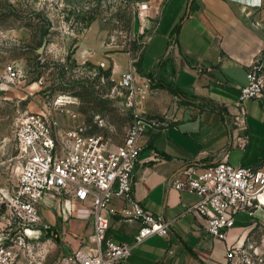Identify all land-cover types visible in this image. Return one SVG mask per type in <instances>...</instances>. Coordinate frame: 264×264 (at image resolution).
Instances as JSON below:
<instances>
[{"label":"crops","instance_id":"1","mask_svg":"<svg viewBox=\"0 0 264 264\" xmlns=\"http://www.w3.org/2000/svg\"><path fill=\"white\" fill-rule=\"evenodd\" d=\"M145 3L149 5L145 16L150 29L143 33L138 16V34L143 41L149 35L153 38L138 58L136 69L139 83L153 74L154 85L138 112L160 118L164 126L141 139L143 150L133 172L134 197L146 210L171 222V227L167 237L155 236L135 247L124 264H233L227 257V247L244 246L256 222L264 220V208L252 216L248 214L252 219L244 225L237 226L236 220L226 240L215 238L207 232L204 218L188 210L200 198L178 191L172 180L189 166L204 169L221 160L264 171V128L257 125L262 122L257 119L260 113L252 110V100L245 102V125L238 132L242 139L246 138L245 146L233 131L234 105L240 89L248 84L253 64L264 61V0ZM105 39L104 33L87 31L77 45L75 58L81 64L91 62L98 69L103 64L120 81L129 69L130 54L119 48L110 51ZM163 83L172 84L181 95L162 88ZM40 84L42 80L34 82L31 89ZM76 104L72 101L69 105ZM262 106L264 110V99ZM45 110L48 109L30 113ZM76 114L77 119L68 114L56 116L62 128L82 126L88 132L86 125L79 123L81 114ZM8 142L12 144L0 139V168L8 161L22 164L15 158V128ZM126 205L115 198L109 207L108 236L119 244H132L141 227L137 221L123 219ZM73 206L76 217L64 221L62 229H69L73 249L78 250L88 243L94 226L90 216L80 214L81 205ZM71 207L68 203L67 208Z\"/></svg>","mask_w":264,"mask_h":264},{"label":"built area","instance_id":"2","mask_svg":"<svg viewBox=\"0 0 264 264\" xmlns=\"http://www.w3.org/2000/svg\"><path fill=\"white\" fill-rule=\"evenodd\" d=\"M148 9L145 2L137 8L143 33L150 29L149 18L145 16ZM152 38L153 35H149L143 41L140 53ZM128 53L130 66L119 86L127 91L126 104L132 110L133 119L123 144L112 146L103 136L89 134L82 126L62 128L56 113H66L77 119L76 113L65 108L72 102L69 98L56 100L54 110L26 113L16 121L18 155L15 158L22 163V170L13 195L0 187V206L8 209L27 229L40 223V202L51 194H65L69 201L83 207L81 215L93 220L94 231L88 243L62 256L55 264H124L135 247L152 237H167L170 233L171 222L146 210L134 197L133 172L143 150L141 139L148 132L160 131L164 122L138 112L154 82L144 77L139 83L138 59L133 56L136 52L128 48ZM263 70V61L253 64L248 72V84L240 89L234 105L233 131L239 140H244L238 132L245 125V102L264 99ZM7 74L14 81L19 78L20 71L9 66ZM245 141L246 138L242 146ZM172 184L178 191H187L200 198L188 210L204 218L207 232L215 238L226 240L240 213L252 216L257 209L264 208V171L255 167L234 166L225 160L204 169L189 166L179 178L172 180ZM115 198L127 204L122 211L123 219L141 224L132 244H119L108 236L109 207ZM44 228L51 230L46 224ZM244 254V246L227 247V257L233 263ZM45 258L46 250L40 244L28 246L23 237H19L15 245L0 243V264H43Z\"/></svg>","mask_w":264,"mask_h":264},{"label":"rangeland","instance_id":"3","mask_svg":"<svg viewBox=\"0 0 264 264\" xmlns=\"http://www.w3.org/2000/svg\"><path fill=\"white\" fill-rule=\"evenodd\" d=\"M146 1L0 0V139L12 144L8 140L19 117L44 109L54 110L56 100L70 98L77 104L65 108L81 114L79 123L86 125L89 134L103 136L112 146L123 144L133 119L126 104L127 91L120 88L119 79H114L111 69L102 66L98 69L91 62L81 64L75 52L81 37L95 30L106 35L107 49L128 52L131 48L138 59L143 40L138 34L137 8ZM9 66L20 71L14 81L7 77ZM40 80L42 84L31 89ZM252 101V110L260 113L257 119L262 122L257 125L263 129L262 101ZM248 118L252 119L250 115ZM21 170L20 163L8 161L1 165V189L10 196L18 185ZM69 200L65 194L47 196L39 204L40 223L27 229L8 209L0 206V243L15 245L23 237L28 246L40 244L46 250L43 264H55L75 251L69 229H62L64 221L76 217L74 203ZM68 203L72 204L71 208H67ZM251 219L248 213H240L236 217L237 226ZM45 224L51 230H46ZM244 249L246 254L233 264H264V220L256 222Z\"/></svg>","mask_w":264,"mask_h":264},{"label":"trees","instance_id":"4","mask_svg":"<svg viewBox=\"0 0 264 264\" xmlns=\"http://www.w3.org/2000/svg\"><path fill=\"white\" fill-rule=\"evenodd\" d=\"M149 78H151L154 82V75L153 74H149L148 75ZM162 88L167 89L168 91H170L172 94L179 96L181 95V92L172 84H167V83H163L160 85Z\"/></svg>","mask_w":264,"mask_h":264},{"label":"water","instance_id":"5","mask_svg":"<svg viewBox=\"0 0 264 264\" xmlns=\"http://www.w3.org/2000/svg\"><path fill=\"white\" fill-rule=\"evenodd\" d=\"M193 0H191V2H192ZM188 11H190V6H189V9H188Z\"/></svg>","mask_w":264,"mask_h":264},{"label":"bare ground","instance_id":"6","mask_svg":"<svg viewBox=\"0 0 264 264\" xmlns=\"http://www.w3.org/2000/svg\"><path fill=\"white\" fill-rule=\"evenodd\" d=\"M263 201H264V198H263Z\"/></svg>","mask_w":264,"mask_h":264}]
</instances>
